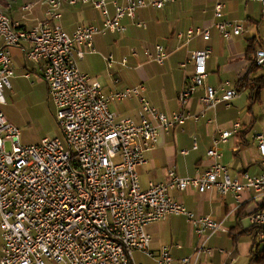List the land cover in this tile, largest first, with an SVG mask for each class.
Returning a JSON list of instances; mask_svg holds the SVG:
<instances>
[{
	"label": "built area",
	"instance_id": "built-area-1",
	"mask_svg": "<svg viewBox=\"0 0 264 264\" xmlns=\"http://www.w3.org/2000/svg\"><path fill=\"white\" fill-rule=\"evenodd\" d=\"M5 1L10 6L17 0ZM125 1L120 5L116 0H83L101 14L102 26L81 25L71 34L58 22L63 3L76 5L78 0L38 1L47 7L45 20H36L32 29H24L0 12V107L6 104L4 90L12 88L11 80L16 76L11 49L22 48L27 61L43 65L42 80L48 86L62 135L26 147L21 144L20 130L9 123L0 108V264H138L134 257L137 252L155 264H173L169 246L158 255L152 253V237L146 230L171 216L185 217L202 239L193 256L181 259V264H203L202 259L213 252L208 241L225 233L226 228L217 219L195 215L171 192L216 190L222 196L232 194L237 203L250 192L264 202L263 135L255 137L262 175L242 172L232 177L228 166L220 163L218 147L238 131V124L234 131H221L215 139L208 151L214 160L210 169L188 179L169 170L166 182L141 187L137 170L146 164L147 153L157 147L161 133L199 117L189 112L172 117L158 112L143 96V86L107 95L96 78L79 70L84 49L89 54L96 52L94 37L121 34L125 31L123 19L134 20L138 10H161L177 0ZM257 1L264 12V0ZM33 8L29 4L22 10L30 15ZM214 17L224 39L244 32L241 24L223 19V4L215 5ZM136 26L146 28L143 23ZM196 36L210 40V33L203 29H190L186 37L182 34L179 38L190 42ZM211 54L210 47L191 54L188 63L194 64V72L178 96L183 108L199 89L204 91L200 102L211 110L220 104L230 105L238 97L240 91L229 81L217 88L205 86ZM148 57L161 65L167 52L157 46L155 55ZM106 60L109 68L115 64L112 56ZM255 64L264 75V49L256 51ZM129 99L139 101L144 113L140 122L119 118L111 109L112 103ZM7 142H12V152L6 150ZM197 145L195 140V149ZM248 220L251 227L263 228L264 210L250 213Z\"/></svg>",
	"mask_w": 264,
	"mask_h": 264
},
{
	"label": "crops",
	"instance_id": "crops-1",
	"mask_svg": "<svg viewBox=\"0 0 264 264\" xmlns=\"http://www.w3.org/2000/svg\"><path fill=\"white\" fill-rule=\"evenodd\" d=\"M38 1L40 0H17L10 6L5 1L0 6V12L9 16L14 23L24 29H32L36 25V20H45L47 7L37 4ZM116 1L120 5L126 2ZM217 3L224 5V20H231L243 26L244 32L240 36L226 40L216 29L214 7ZM29 4L34 5L33 14L27 15L22 9ZM168 7L174 16L177 14L181 18L179 25L175 27L164 25L156 14L157 11ZM109 10L114 17L115 10L112 5L109 6ZM161 10L153 8L138 10L134 20L128 18L122 20L121 24L125 28L123 33L94 37L96 52L89 54L88 50L84 49L86 55L77 64L79 70L90 78H103L101 84L107 95L111 92L139 87L140 83H144L148 88L149 85L157 86L156 89L149 91L143 86V96L158 112L168 117L181 112H189L192 116L199 117L198 120H187L186 124L176 126L168 133H161L157 147L147 153L146 164L137 170L141 187L146 189L151 183L166 182L169 170L175 171L179 177L188 179L196 176L199 171L210 169L214 160L208 156V151L213 147L215 139L219 138L221 131L232 132L236 124L240 125L238 131L218 147L221 153L220 163L228 166L232 177L242 172L254 177L262 175L263 167L255 137L264 136V88L256 102L251 103V89L244 87L230 105L220 104L212 110L200 102L204 94L203 89L196 92L185 108L178 101L180 91L194 72V64L188 63L191 54L209 47L212 49V54L207 62L208 74L205 86L217 88L229 81L238 89L239 81L248 72L249 60L254 54L249 57L248 48L253 46V52L264 49L262 4L257 0H177ZM61 12L62 17L58 24L69 34L81 25L101 27L103 23L101 14L91 4H84L83 0H78L76 5L64 2ZM136 23H143L146 28H140ZM191 23L195 24L197 29L208 30L210 33V40L203 39L205 43L195 50L190 49L193 39L187 42L186 38H179L184 31L187 33L188 30L193 29ZM133 28L141 30V36L146 41L165 34L169 37L167 50L164 48L167 58L163 64H159L155 74L148 76L146 72L141 71L142 65L138 64L139 69H136L138 79L133 82H129L127 78L123 80L119 77V70L120 67H128V60L124 58L121 62H116L112 55L115 64L111 68L108 67L106 57H103L100 69H94L88 57L96 55L99 53L97 51L103 49L105 52L117 43L136 42L137 39H133L130 32ZM126 34L128 37H121ZM131 49L130 58L140 59L134 48ZM11 54L16 75L12 79L15 81V86L17 87L23 79L32 78L34 74L37 83L46 85L48 95V86L41 78L43 65L27 61L22 48L11 49ZM123 61H126L125 65L122 64ZM256 75L258 76L253 74L250 78ZM9 90L12 91V88ZM111 109L119 118H133L136 122H140L144 116L138 99L112 103ZM195 140L198 143L196 149L193 146ZM183 151L187 154H183ZM171 195L195 215L217 219L223 222L226 228L225 233L208 241V246L213 252L202 259L203 264H249L252 242L242 234L243 231L251 228L248 216L262 204L254 193H245L241 203H237L232 194L222 196L216 190L206 193H199L196 190H187L183 193L173 191ZM146 230L152 237V253L158 255L162 248L169 246L174 259L173 264H181V259L192 257L197 246L202 243V239L195 234L192 225L182 216H171L165 221L152 223ZM220 250L226 253L222 254ZM140 256L145 258L146 264H155L150 258L142 254Z\"/></svg>",
	"mask_w": 264,
	"mask_h": 264
},
{
	"label": "rangeland",
	"instance_id": "rangeland-1",
	"mask_svg": "<svg viewBox=\"0 0 264 264\" xmlns=\"http://www.w3.org/2000/svg\"><path fill=\"white\" fill-rule=\"evenodd\" d=\"M4 3L5 0H0V6H2ZM169 8L170 7L166 8L165 10L157 11L156 14L164 25L167 24L170 27H175L179 25L181 18L177 14L174 16ZM191 26H193L194 31H196L198 28L193 23H191ZM130 32L132 33V38L137 39L136 42L117 43L116 45L114 44L112 47L107 49L105 52L103 49V51H97L99 53H96V55L88 57V61H92V66L94 69H100V62H102L101 59L103 57H106L107 59L112 55L116 62H121L124 58H127L128 60V67H120L119 70V77H121L123 80L127 78L129 82H133L138 79V72H136L138 71L136 69H139L138 64L142 65L141 71L146 72L148 76L155 74L156 70H158L157 67L159 64L157 62L151 61L148 58V53L155 55V49L158 45H161L166 49L167 41L169 40L168 35L165 34L164 36H155L153 39L146 41L141 36V30H136L133 28L130 30ZM128 34L121 37L126 38L128 37ZM183 35L186 37V31L183 32ZM204 43L205 42L203 41L202 37L196 36L192 40L190 49L195 50L201 48V45ZM131 48H134L140 59L137 60L130 58L129 54L132 50ZM26 73L29 72L26 71ZM35 78V75L32 74V78L28 80H26L27 78L21 80L17 87L15 86V81L11 80L12 91L5 89L3 92V96L6 99L7 104L0 107L2 108L9 123L20 130L21 144L26 147L28 145H38L45 138L54 136L62 137L55 118V109L52 106L53 104L49 98V93L47 95L46 85L44 83H37ZM94 78H96L100 83L101 81L103 82V78ZM34 84L36 85L33 86ZM140 84L141 86H146L148 91L154 90L157 87L149 85L148 88L144 83ZM5 148L8 152H12L14 148L12 142H7ZM138 254L139 253L134 254L136 263L146 264L145 258L140 256L141 254Z\"/></svg>",
	"mask_w": 264,
	"mask_h": 264
},
{
	"label": "trees",
	"instance_id": "trees-1",
	"mask_svg": "<svg viewBox=\"0 0 264 264\" xmlns=\"http://www.w3.org/2000/svg\"><path fill=\"white\" fill-rule=\"evenodd\" d=\"M254 47L250 46L248 48L249 57V69L246 75L239 81L238 89L242 91L244 87H249L251 89V103L258 101L261 91L264 88V75L260 72L259 68L255 64V53L253 52ZM258 74L255 77L250 78L251 75ZM264 202L259 206V208L254 211H263ZM244 236L248 237L252 242V250L250 253L249 264H264V227H251L245 232ZM236 238V237H235Z\"/></svg>",
	"mask_w": 264,
	"mask_h": 264
}]
</instances>
